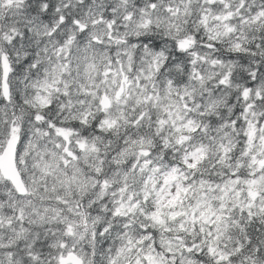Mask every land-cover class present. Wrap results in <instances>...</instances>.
<instances>
[{
  "label": "snow or ice",
  "instance_id": "6c2138e0",
  "mask_svg": "<svg viewBox=\"0 0 264 264\" xmlns=\"http://www.w3.org/2000/svg\"><path fill=\"white\" fill-rule=\"evenodd\" d=\"M0 264H264V0H0Z\"/></svg>",
  "mask_w": 264,
  "mask_h": 264
}]
</instances>
